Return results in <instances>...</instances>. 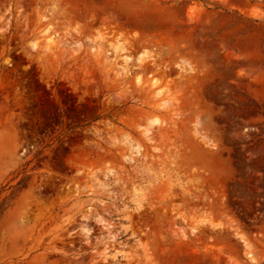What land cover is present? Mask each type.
<instances>
[{
	"label": "rangeland",
	"instance_id": "1",
	"mask_svg": "<svg viewBox=\"0 0 264 264\" xmlns=\"http://www.w3.org/2000/svg\"><path fill=\"white\" fill-rule=\"evenodd\" d=\"M0 264H264V0H0Z\"/></svg>",
	"mask_w": 264,
	"mask_h": 264
},
{
	"label": "bare ground",
	"instance_id": "2",
	"mask_svg": "<svg viewBox=\"0 0 264 264\" xmlns=\"http://www.w3.org/2000/svg\"><path fill=\"white\" fill-rule=\"evenodd\" d=\"M118 43H119V42H118ZM113 45H114V44H113ZM111 47H113V46H111ZM117 48L120 49L119 44H116L114 49H117ZM7 72H8V71H7ZM9 72H10V70H9ZM6 75H8V73H7ZM9 75H10V74H9ZM9 75H8V76H9ZM5 87H6V86H5ZM9 90H10V89H9Z\"/></svg>",
	"mask_w": 264,
	"mask_h": 264
}]
</instances>
